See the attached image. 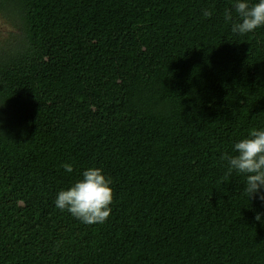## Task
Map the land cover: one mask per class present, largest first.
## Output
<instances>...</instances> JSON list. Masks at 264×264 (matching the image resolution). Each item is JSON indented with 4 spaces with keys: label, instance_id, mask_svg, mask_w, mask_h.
Instances as JSON below:
<instances>
[{
    "label": "trees",
    "instance_id": "16d2710c",
    "mask_svg": "<svg viewBox=\"0 0 264 264\" xmlns=\"http://www.w3.org/2000/svg\"><path fill=\"white\" fill-rule=\"evenodd\" d=\"M234 2L0 0V264H264V201L221 160L264 129V27L233 33ZM91 167L104 224L55 206Z\"/></svg>",
    "mask_w": 264,
    "mask_h": 264
},
{
    "label": "clouds",
    "instance_id": "9594fccd",
    "mask_svg": "<svg viewBox=\"0 0 264 264\" xmlns=\"http://www.w3.org/2000/svg\"><path fill=\"white\" fill-rule=\"evenodd\" d=\"M233 8L236 14L234 20L232 9H226L224 19L232 22V32L241 36L254 32L257 28L264 27V0L249 3V0H235ZM210 10H205L206 18L212 16ZM235 155L225 153L222 161H226L227 171L225 178L233 172L245 177L244 194L249 199L259 194V199L264 201V129H251L248 137L234 144ZM68 173L73 171L69 163L62 165ZM83 179L74 183L67 190H61L55 200V206L61 212L67 211L74 218L88 225L104 224L111 213L114 202L112 181L104 174L103 169L88 168L83 172ZM256 220H261L260 214Z\"/></svg>",
    "mask_w": 264,
    "mask_h": 264
},
{
    "label": "rangeland",
    "instance_id": "374dc122",
    "mask_svg": "<svg viewBox=\"0 0 264 264\" xmlns=\"http://www.w3.org/2000/svg\"><path fill=\"white\" fill-rule=\"evenodd\" d=\"M11 31L9 19L0 11V46L5 45Z\"/></svg>",
    "mask_w": 264,
    "mask_h": 264
}]
</instances>
